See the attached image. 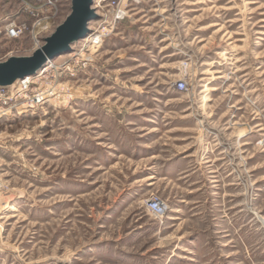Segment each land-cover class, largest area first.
I'll list each match as a JSON object with an SVG mask.
<instances>
[{
  "label": "rangeland",
  "instance_id": "1",
  "mask_svg": "<svg viewBox=\"0 0 264 264\" xmlns=\"http://www.w3.org/2000/svg\"><path fill=\"white\" fill-rule=\"evenodd\" d=\"M122 3L0 119V264H264V0ZM22 4L0 0V57L36 49L4 33Z\"/></svg>",
  "mask_w": 264,
  "mask_h": 264
},
{
  "label": "built area",
  "instance_id": "2",
  "mask_svg": "<svg viewBox=\"0 0 264 264\" xmlns=\"http://www.w3.org/2000/svg\"><path fill=\"white\" fill-rule=\"evenodd\" d=\"M22 1L23 6L19 14L21 15L24 13L26 15H29V17H31V22L17 21V19L9 17V21L6 24L4 33L6 38L8 39L21 38L28 34L31 36L35 48L37 49L43 45L46 36L53 32L52 29L55 26V20L59 11L57 2L58 0H42V4L40 7L33 6L29 3L28 0ZM107 1L110 0H103L102 3ZM96 2L97 0L95 1L94 6H96ZM104 28L106 27H103L102 30H104ZM94 30L98 31L97 28H94ZM2 34L3 32L0 30V36H2ZM90 37L92 38L93 36ZM95 40L96 39L92 38L90 42L91 44L88 45H94V47H97V45H99L100 43L93 44ZM89 46H87V49L91 48ZM9 57H11V52L5 55L4 57H0V62L5 61ZM43 78L44 77H42V79ZM40 80L36 81L34 84H31L30 82H26L25 79H20L16 81L13 85L1 86L0 115L9 114L11 112V109L19 108L20 106H26L24 110H31L43 105L46 101L42 100L44 90L38 91L37 88L33 87V85H36V83H38ZM180 82L182 83L177 84L178 87L180 89H184L186 87L184 81ZM150 210L155 215L162 217L167 212V205L161 199L155 198L150 202Z\"/></svg>",
  "mask_w": 264,
  "mask_h": 264
},
{
  "label": "water",
  "instance_id": "3",
  "mask_svg": "<svg viewBox=\"0 0 264 264\" xmlns=\"http://www.w3.org/2000/svg\"><path fill=\"white\" fill-rule=\"evenodd\" d=\"M96 0H72L71 12L44 39V44L31 55L11 56L0 62V87L38 73L48 60L69 50L88 31L89 24L98 18L94 10Z\"/></svg>",
  "mask_w": 264,
  "mask_h": 264
},
{
  "label": "bare ground",
  "instance_id": "4",
  "mask_svg": "<svg viewBox=\"0 0 264 264\" xmlns=\"http://www.w3.org/2000/svg\"><path fill=\"white\" fill-rule=\"evenodd\" d=\"M102 1L103 0H97V2H96L97 4H96V6H94V10L97 13V15H98V11H96V10L100 8V6L102 5ZM135 1H137V0H135ZM128 2H129V0H123L122 9L119 12L120 16L124 15V13H125L124 8H126V6L128 5ZM109 31H110L109 28H104L103 32H102V29L99 31H95L94 28L89 24L88 31L83 35V37L80 38L79 41H77L75 44H73L69 50H67V51L55 56L54 58L48 60L47 63L44 65V67L38 73L31 75V76H27L23 79H25L26 82H30L31 84H34L36 81L42 79V77H44L47 74V72L51 69V67L55 65L57 60H59L60 58H64V57L75 56V55H78L80 53L82 54V52L88 48L87 45L91 44L90 42H91L92 38L96 39L94 42L92 41L93 44H96V43L99 44V43L103 42V39H104L103 33L104 32L106 33ZM90 36H93V37L91 38ZM89 47L94 48V45H90ZM177 87H178V85H177ZM53 95H54V93H52L51 90L44 91L42 100L48 101V100H50L51 97H53ZM25 107L26 106H20L19 108H13V109H11V112L9 114L0 115V119L4 118V117H8L7 115L10 116V115H17V114L26 113L30 109L24 110ZM16 109H17V111H16ZM5 207L7 209H15V207H13L11 204H6Z\"/></svg>",
  "mask_w": 264,
  "mask_h": 264
}]
</instances>
